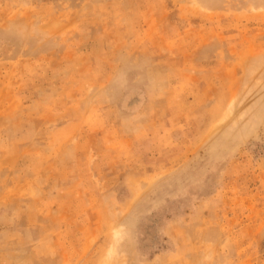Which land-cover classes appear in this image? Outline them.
<instances>
[{"label": "rangeland", "instance_id": "1", "mask_svg": "<svg viewBox=\"0 0 264 264\" xmlns=\"http://www.w3.org/2000/svg\"><path fill=\"white\" fill-rule=\"evenodd\" d=\"M0 264H264V0H0Z\"/></svg>", "mask_w": 264, "mask_h": 264}]
</instances>
